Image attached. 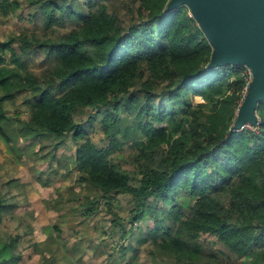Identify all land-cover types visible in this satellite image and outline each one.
Here are the masks:
<instances>
[{"label": "trees", "instance_id": "obj_1", "mask_svg": "<svg viewBox=\"0 0 264 264\" xmlns=\"http://www.w3.org/2000/svg\"><path fill=\"white\" fill-rule=\"evenodd\" d=\"M169 1L139 0L124 17L106 2L86 12L73 10L69 0H25L20 18H41L50 28L66 13L80 23L56 39L23 32L0 37V133L9 142L56 138L54 148L72 138L78 179L97 191L79 202L81 215L102 203L113 228L124 227L112 203L118 194L130 195L131 224L152 203L168 204L165 214L151 217V242L179 264H222L203 247L201 234L215 236L230 264H264V101L256 130L233 129L246 84L243 66L209 67L212 46L200 23L184 4L167 10ZM23 4L0 0V18ZM38 48L54 59L45 79L28 67ZM22 92L28 117L14 113V125L5 103ZM190 93L206 102L194 103ZM87 107L102 116L104 146L88 135L90 119H75ZM128 142L138 185L114 157ZM180 195L193 203L179 204ZM8 207L0 196V221ZM18 237L0 240V264L20 261Z\"/></svg>", "mask_w": 264, "mask_h": 264}, {"label": "rangeland", "instance_id": "obj_2", "mask_svg": "<svg viewBox=\"0 0 264 264\" xmlns=\"http://www.w3.org/2000/svg\"><path fill=\"white\" fill-rule=\"evenodd\" d=\"M138 1L139 0H69V3H71V8L73 10L82 9L87 12L93 10L98 4L106 2L111 10L118 11L125 17L127 15L125 12L128 9H133L134 12H136L134 4ZM23 3V7L19 8L16 13L11 14L6 17V19L0 18V37H4L5 35L11 36L23 32L28 36L33 35L41 39H56L62 34L69 32L74 26L80 23V21L73 16L69 17L66 13H63L59 21L52 24L50 28H46L41 18L30 21L29 19L27 20L17 16V13L22 10L25 11L26 9V6H24L25 0H23ZM184 5L189 8L187 4ZM16 44L18 49L19 42ZM46 51L47 50L44 48H38V50H33L27 57L28 67L43 79L48 76L50 69L54 66V59L48 58ZM58 92H61V90L58 89ZM25 94L26 92L18 94L15 102L7 101L5 103L8 114L12 116L14 125L17 124L14 113L18 114L19 111L21 115L20 118L28 117L30 106L24 100ZM190 96L194 103L206 102L202 96H194L193 93H190ZM101 117V114L95 113V110L91 107H87L82 111H77L75 114V119L77 121L91 120L90 125L87 127L88 135L92 137L99 146H104L108 143V138L101 126ZM36 138L37 137H33V139ZM42 139L43 138H38L39 142H42ZM49 141H53V139L47 138L46 142ZM64 141L65 143H62L64 147L69 145L70 148H73L75 142L70 136ZM71 149L64 148V156H60L63 153L57 155L54 146L46 144L40 152H34L33 150L28 152V156H30L31 159L34 157L36 158L38 155H43L42 158L48 166L46 169H51L55 172H41L38 170L37 174L43 180H50V177L52 178L56 175L60 177L59 171L64 172L62 174L65 175L64 180L67 179L65 180L66 185L62 189L64 190V198L57 197L59 199H57V202L63 200V205H61L59 209L60 216H56L60 223L57 225L61 226L63 231L62 229H54L55 232L57 231L58 240L51 244V246L47 243L41 247H33V251L28 247H22V257L17 264H37L35 256L38 255H35V253L44 255L45 257L43 256V259L47 260L49 264H51V261L55 260V264H109L110 262L113 264H179L173 256L162 253L158 247L151 242V217L155 214H165L169 208V205L163 203L161 200H158L156 202L157 204L152 203L153 206L150 212L146 209L144 210L143 219L131 224L127 221V216L131 208L130 195L118 194L117 198L112 203L114 210L117 211L123 219L124 227L114 226L113 228L111 224L112 214L107 212L106 207L102 203L100 209L92 213L89 217H84V215H81V211H77L76 208L79 202L84 199L85 195H95L97 191L91 185L79 181V173L75 168L73 159L74 151L69 152ZM134 151L135 148L128 142L122 149L114 153V157H116V160L119 161L124 169L136 175L130 182L138 185L140 173L132 159ZM177 202L187 207L193 203V200L187 198L185 195H180ZM186 211L187 210H184V212ZM25 228L26 226L24 223L17 218L16 220L3 219L0 222V240H9L10 236H13L15 233L24 232L23 230ZM123 228H128V231H123L124 234L120 235L118 231L120 232ZM9 233L11 234L9 235ZM24 236L26 235L24 234ZM67 237L70 239V245H67L64 241ZM75 238L76 241L72 244L71 241H74ZM200 240L203 242L204 248H208L210 252L214 251L217 253L222 264H225V262L226 264H230V261L224 255L218 253V250H225V247L216 240L214 235L201 234ZM18 241H20L21 246L27 244V241L24 239H19ZM71 245L75 249L74 255L67 250ZM121 247L123 249H121ZM30 255L32 256L31 258L29 257ZM211 264L217 263L216 261H212Z\"/></svg>", "mask_w": 264, "mask_h": 264}, {"label": "crops", "instance_id": "obj_3", "mask_svg": "<svg viewBox=\"0 0 264 264\" xmlns=\"http://www.w3.org/2000/svg\"><path fill=\"white\" fill-rule=\"evenodd\" d=\"M47 138L53 139L52 137L44 136L45 146L46 144L53 145L54 139L46 142ZM41 145L42 143L39 142L38 138L33 139V137L23 138L17 142H9L0 133V196L9 206L8 210L3 212L1 219L16 220L17 218L26 226L23 230L24 232H17L13 235H18V240L24 239L27 241L25 246H21L20 241L17 243V249L20 250L21 257L22 247H28L33 251V247H41L47 243L51 246L58 240L57 231L55 232L56 229L53 225L60 224L56 216H60L59 209L63 205V200L57 202V197L64 198V190L62 189L66 185L65 180L67 179L64 180L63 171H59L60 177L56 175L52 177L54 179L50 177V180H43L37 174L38 170L55 173L51 169H46L48 166L42 158L43 155H38L33 159L28 156V152L32 150L40 152L42 150ZM63 145L61 144L54 148L57 155L63 153L64 148H72L69 145L66 147ZM74 147L75 145L69 152L74 151ZM60 156H64V153ZM59 229H62V227L59 226ZM64 241L67 245H70L68 237ZM75 241L76 238L71 243L73 244ZM71 247L67 250L74 255L75 249ZM36 254L38 255L35 256L37 264H43L44 261L49 264L47 260L43 259L44 255ZM29 257L31 258L32 256L30 255ZM55 261H51V264H55Z\"/></svg>", "mask_w": 264, "mask_h": 264}, {"label": "water", "instance_id": "obj_4", "mask_svg": "<svg viewBox=\"0 0 264 264\" xmlns=\"http://www.w3.org/2000/svg\"><path fill=\"white\" fill-rule=\"evenodd\" d=\"M187 4L212 46L209 67L249 65L253 79L234 128L257 121L264 101V0H170L167 10Z\"/></svg>", "mask_w": 264, "mask_h": 264}, {"label": "built area", "instance_id": "obj_5", "mask_svg": "<svg viewBox=\"0 0 264 264\" xmlns=\"http://www.w3.org/2000/svg\"><path fill=\"white\" fill-rule=\"evenodd\" d=\"M242 74L244 75V77H245V79H246V84H245V87H244L243 96H242L243 98H242V101H241V103H240V106H241V104H242V102H243V99L245 98V96H246V94H247V92H248L250 82L252 81L253 76H254V74H253V70H252V68H251L249 65H244V66H243V72H242ZM240 106H239V108H237V110H236L237 115H238V113H239ZM258 119H259V116H258V118H257L256 123H254V124L246 123V124H244V125L242 126V128H244V127H248V128L253 129V130H256V128H257V124H258Z\"/></svg>", "mask_w": 264, "mask_h": 264}]
</instances>
